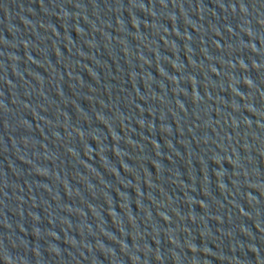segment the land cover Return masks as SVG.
Here are the masks:
<instances>
[{"label": "water", "instance_id": "95a60500", "mask_svg": "<svg viewBox=\"0 0 264 264\" xmlns=\"http://www.w3.org/2000/svg\"><path fill=\"white\" fill-rule=\"evenodd\" d=\"M264 264V0H111Z\"/></svg>", "mask_w": 264, "mask_h": 264}]
</instances>
